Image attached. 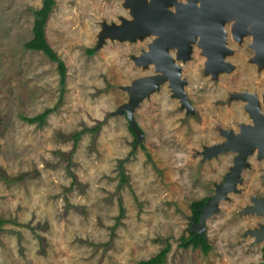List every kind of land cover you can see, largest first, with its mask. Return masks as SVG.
Masks as SVG:
<instances>
[{"label":"rangeland","instance_id":"rangeland-1","mask_svg":"<svg viewBox=\"0 0 264 264\" xmlns=\"http://www.w3.org/2000/svg\"><path fill=\"white\" fill-rule=\"evenodd\" d=\"M121 2L55 0L45 33L66 63L65 93L39 124L20 117L55 106L60 88L56 62L23 46L42 0H0V172L11 179L0 177V264H139L166 243L163 264L264 262V240L254 243L248 234L261 214L249 215L248 206L241 213L249 196H264V160L255 152L238 191H229L205 220L209 249L181 246L191 232V204L214 194L235 156L199 152L225 139L220 130L251 122L245 96L264 97V61L253 59L248 39L236 44L226 25L230 68L205 75L206 56L194 44L179 64L192 111L166 81L135 106L136 138L126 115L114 112L132 95L128 85L156 74L151 62L144 67L130 59L153 36L105 38L97 47L103 25L119 22V15L130 19ZM87 48H96L94 54ZM98 122L97 132H83L75 144L68 138Z\"/></svg>","mask_w":264,"mask_h":264},{"label":"water","instance_id":"water-1","mask_svg":"<svg viewBox=\"0 0 264 264\" xmlns=\"http://www.w3.org/2000/svg\"><path fill=\"white\" fill-rule=\"evenodd\" d=\"M172 2L174 0H150V3L146 0H132L129 4L133 8V20L125 19L121 25L111 22L112 25L105 28L104 33L98 38L97 47H100L108 35L117 36L120 41L128 38L132 42L137 39L142 40L146 36H155L148 45V52L141 56V60L154 61L156 68L154 70L161 73L156 72L154 75L134 80L126 87L132 91V96H129L128 102L114 112L126 115L136 138L140 134V129L133 118L135 106L154 90L159 89L166 80L170 79L172 84H176L173 95L181 100L183 106L190 107L183 90L185 80L179 78L181 66L175 64L174 58L169 53L170 48L178 47L179 52L183 54L182 58L187 60L192 51V43L200 35L198 42L202 46V54L208 57V63L211 64L209 70L214 72L213 75L221 70L227 71L230 64L224 61V55L231 50L226 47V31L223 27L225 22L235 18L236 22L232 28L236 39L241 40L246 29L250 27V31L255 34L254 41L251 40V47L255 51L254 58L264 61V0H188L187 3L179 0L180 4L172 9L173 11L168 8ZM106 25L107 23L103 27ZM111 40L114 41V39ZM245 97L252 102L251 106L246 108L252 114L250 116L253 119V125L240 124V131L225 132L227 135L224 142L207 149L204 147L203 151L199 152L206 158L211 154L216 155L227 150H232L236 154L224 181L215 183L214 194L198 209L200 211L198 219L197 221L192 219L189 231L204 236L205 219L218 210L219 201L228 197L229 191H238L236 183H242L241 172L250 166L248 157L254 149L258 150L259 159L264 158V115L260 113L254 96ZM219 145L223 148L215 149ZM209 150L212 152L210 153ZM247 206L251 207L254 213H264V198L253 197L252 203L244 206L241 213L245 214ZM248 231L250 236L256 238L254 243L264 240V224H259L255 230Z\"/></svg>","mask_w":264,"mask_h":264},{"label":"trees","instance_id":"trees-1","mask_svg":"<svg viewBox=\"0 0 264 264\" xmlns=\"http://www.w3.org/2000/svg\"><path fill=\"white\" fill-rule=\"evenodd\" d=\"M55 4V0H42V6L39 9L33 10V14L35 15V19L32 26V37L28 41L24 43V48L27 50H37L42 51L43 54L51 61L56 62V68L59 73V98L56 102L55 106L51 108H47L43 110L41 113L32 116V117H25L21 116L20 118L28 123H36L42 124L45 121L46 116L54 111L56 108L60 106L62 103L63 95L65 93V85H66V77H67V66L66 63L59 57V55L53 50L51 45L49 44L46 33H45V25L49 18V15L53 9V6ZM85 52L88 55H92L95 52V48H87ZM103 122H98L96 126L92 128L83 129L81 131L75 132L72 134L69 139L72 138L73 143L77 142L79 137L83 132H86L87 130L90 132H97L102 125ZM130 125V124H129ZM131 131L133 132L131 126H129ZM134 133V132H133ZM148 158H149V154ZM118 172L120 175V181L121 183L127 182V177L125 174V171L123 170V160L119 161L118 164ZM22 176V175H21ZM72 176V183L75 182V177ZM0 177L6 181H11V179H8L4 173L0 172ZM22 178V177H21ZM208 198L195 201L191 204V213L192 218L198 219L200 211L198 210L201 208L204 203L207 201ZM5 222V219L0 218V231H1V225ZM192 245L193 247H198L199 245L203 249L204 252H206L210 245L205 241V238L201 234H196L195 232H189V235L187 237H182L181 246H188ZM169 250V244L166 243V245L153 257L147 259V260H141L139 264H163L166 258V253ZM263 258H264V248H263ZM258 264H264V262H260Z\"/></svg>","mask_w":264,"mask_h":264},{"label":"bare ground","instance_id":"bare-ground-1","mask_svg":"<svg viewBox=\"0 0 264 264\" xmlns=\"http://www.w3.org/2000/svg\"><path fill=\"white\" fill-rule=\"evenodd\" d=\"M132 0H122V6L124 7V8H126V9H128L129 10V15L131 16L130 17V19H132L133 20V18H132V16H133V13H132V10H133V8H132V5H130L129 3L131 2ZM148 3H150V0H146ZM182 2H184V3H187V1L188 0H181ZM198 3H199V1H198ZM178 4H180L179 3V0H174V2H172V4H170V6L168 7L170 10H172V9H174ZM173 11V10H172ZM125 19H127V20H130L129 19V17H126V16H118V20H119V22H117L116 24L117 25H121V22L123 21V20H125ZM235 22H236V19L235 18H232L231 20H229V21H227V22H225V25H224V30H225V26L227 25V24H231V27L229 28L230 29V32H231V35H232V39H234L237 43H240L241 41H242V39L244 38H246L247 36H250V38H248V39H250V40H253L254 41V36H255V34H253L251 31H250V27H248L247 29H246V31H245V33H244V35H243V38L241 39V40H237L236 39V37H235V34H234V32H233V25L235 24ZM113 24L115 23V22H112ZM112 23H110V24H107L105 27H103V28H101L100 29V32H99V34L100 35H102L103 33H104V29L105 28H108L110 25H112ZM116 25V26H117ZM147 37V36H146ZM153 37H155V36H153ZM152 37V38H153ZM107 38H110V39H116V40H120V38H118L117 36H114V37H112L111 35H108L107 36ZM199 39H200V35H198L197 36V38L195 39V41H194V43L192 44V45H194V44H197L198 45V47L201 49V51L203 52V49H202V46L199 44ZM137 40H140V39H137ZM250 40H249V42H250ZM123 41H130L131 42V40H129L128 38H126V39H124ZM151 41H152V39H151ZM252 41V42H253ZM251 44L252 43H250V48H252L253 49V47H251ZM149 45V44H148ZM148 45H147V48L146 49H142L141 50V52L138 54V55H136V54H133V53H131L130 54V59H133L134 60V62L136 63V64H141V65H143L144 67H146V65L147 64H149L150 63V61H148V62H143V60H141V56H143L145 53H147L148 52ZM226 47H227V45H226ZM174 48L176 49V55H175V57H173L174 58V60H175V64H177V65H179V64H181V63H184V62H186L182 57H183V54L182 53H180L179 52V50H178V47H173V48H170L169 49V51L172 49V50H174ZM227 48H229V47H227ZM230 50H231V52H232V49L230 48ZM231 52H228V54H226V55H224V61H226L225 60V58L228 56V55H231L232 53ZM170 53V52H169ZM190 56V55H189ZM206 56V55H205ZM254 57V56H253ZM177 60V61H176ZM255 60V59H254ZM257 61V60H256ZM228 64L230 63V62H228V61H226ZM206 63V64H205ZM151 65L155 68V64H154V61L153 62H151ZM209 66H210V69H211V64H209L208 63V57L206 56L205 57V62H204V69H205V75H209V74H212L213 75V71H210L209 70ZM148 67V66H147ZM156 69V68H155ZM224 69V68H223ZM158 74H160L161 72L160 71H156ZM155 72V73H156ZM182 72V71H181ZM223 73V70H221V71H219L218 73H217V75L218 74H222ZM138 78H136L135 80H137ZM181 79V78H180ZM181 80H183V79H181ZM167 82H169V86L170 87H173V89H172V92H173V94H175V91H174V89H176L175 87H176V84H172V82H171V80L170 79H168V80H166ZM184 86V85H183ZM129 96H132L131 94L129 95ZM172 96H175V95H172ZM264 96V95H263ZM177 97V96H176ZM264 99V97H262V100ZM252 104V102L250 101V105ZM249 106V105H248ZM250 115H252V114H250ZM251 117V116H250ZM238 131H240V129H238V130H236L235 132H238ZM226 133H222V136L224 137V138H226ZM225 141V139L223 140V141H221V142H224ZM221 142H219V143H221ZM218 144V143H217ZM213 145H215V144H213ZM212 146V145H211ZM217 148H223L221 145H219V146H216L215 147V149H217ZM228 152H230L229 150H227ZM212 151H210V153H211ZM255 152V151H254ZM256 153V155H257V153H258V150L255 152ZM253 154V153H252ZM251 154V155H252ZM213 156V154H211V157ZM259 159V158H258ZM248 160H249V158H248ZM260 160H264V158H261ZM233 161V160H232ZM244 170V169H243ZM242 170V171H243ZM249 210V212H253L254 213V211H252L251 209V207H249L248 208ZM245 212H247V210L245 211ZM258 214H261V215H263L264 213H258ZM257 237V236H256Z\"/></svg>","mask_w":264,"mask_h":264},{"label":"flooded vegetation","instance_id":"flooded-vegetation-1","mask_svg":"<svg viewBox=\"0 0 264 264\" xmlns=\"http://www.w3.org/2000/svg\"><path fill=\"white\" fill-rule=\"evenodd\" d=\"M227 27H228V29H227V33H229V28L231 27V24H227ZM226 31V30H225ZM227 33H226V39H227ZM245 39H248V38H245ZM244 41V38L242 39V41L240 42V43H236V44H242V42ZM248 41H249V39H248ZM250 43H251V40H250V42H248L246 45H247V48H250ZM193 44V43H192ZM192 49H193V45H192ZM232 49V48H231ZM251 50H252V52L254 53V55L253 56H255V51H254V49H252V48H250ZM170 52V51H169ZM232 52H233V50H232ZM172 55V54H171ZM252 56V57H253ZM253 59H255L254 57H253ZM257 60V59H256ZM181 66V65H180ZM248 95H252V94H248ZM247 95V96H248ZM252 96H254L255 98H256V100H257V102H258V106H259V111H260V113L262 114V115H264V112H262V110H261V104H264V102L262 101V99L260 100H258V98L255 96V95H252ZM245 102H247V99H246V97H245ZM251 106V105H250ZM244 111L248 114V110H247V108L245 107V105H244ZM187 110H188V112H191L192 110H191V107H189V108H187ZM249 116V115H248ZM249 118L251 119V122L250 123H244V122H241V123H239V128L238 129H240V124H248V125H253V119H252V117H250L249 116ZM237 129V130H238ZM227 131H233V132H235L233 129H228V130H224L223 129V131H221L220 130V134H222L223 132L225 133V132H227ZM225 140H226V138H225ZM254 151L256 152L257 151V149H254ZM254 151H253V153H254ZM225 152H227V151H225ZM234 152V151H233ZM235 154H236V152H234ZM249 161V160H248ZM250 162V161H249ZM250 166H251V164H250ZM250 166L249 167H247L246 169H249L250 168ZM263 169H264V167H262V177H263ZM225 178V177H224ZM264 178V177H263ZM224 181V179L222 180V182ZM242 182H243V180H242ZM220 183V182H219ZM240 191L241 190H239V193H240ZM255 196V195H254ZM251 197H252V195H251ZM250 196H249V202L250 203H252V198H251ZM264 198V196H256V197H254V198ZM208 199H210V197L208 198ZM207 199V200H208ZM249 203V204H250ZM243 214V213H242ZM212 215V214H211ZM249 215H256V213H249ZM257 217H258V219L255 221V226H253V227H250V228H248L249 230H255L256 228H258V225L259 224H264V215H256ZM207 218H209V217H207ZM206 218V219H207ZM192 219H194V218H192ZM205 219V220H206ZM196 220V219H195ZM197 221V220H196ZM204 226H205V221H204ZM205 230V229H204ZM192 232V231H191ZM196 234H199V233H196ZM205 236V235H204ZM206 239V238H205Z\"/></svg>","mask_w":264,"mask_h":264}]
</instances>
